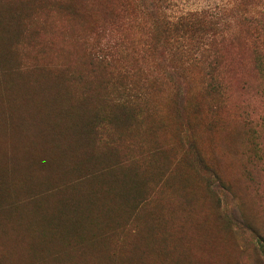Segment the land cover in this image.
I'll list each match as a JSON object with an SVG mask.
<instances>
[{
	"label": "rangeland",
	"instance_id": "obj_1",
	"mask_svg": "<svg viewBox=\"0 0 264 264\" xmlns=\"http://www.w3.org/2000/svg\"><path fill=\"white\" fill-rule=\"evenodd\" d=\"M164 3L212 69L138 1L0 0V264H264V0Z\"/></svg>",
	"mask_w": 264,
	"mask_h": 264
},
{
	"label": "trees",
	"instance_id": "obj_2",
	"mask_svg": "<svg viewBox=\"0 0 264 264\" xmlns=\"http://www.w3.org/2000/svg\"><path fill=\"white\" fill-rule=\"evenodd\" d=\"M122 2L124 7L134 5L138 1V8H140V16L147 20L159 30L160 34L156 39L155 50L163 58L167 54L174 61H178L182 65L184 63H192L194 66L204 65L211 69L215 65V52L213 47L216 45L213 39H204L198 37L209 33L212 30H206L207 27H212L210 22L205 19H196L189 23H171L164 19L162 8L165 0H110ZM136 16L138 14L137 8L134 9ZM118 19V18H117ZM189 31L193 34L186 36ZM202 33V35L200 34ZM183 36H179L182 35ZM186 38V39H185ZM164 45V47H163ZM181 68H174L173 74L177 82L182 81V74L179 72ZM177 70V71H175Z\"/></svg>",
	"mask_w": 264,
	"mask_h": 264
}]
</instances>
